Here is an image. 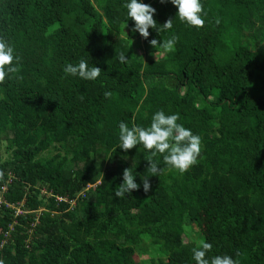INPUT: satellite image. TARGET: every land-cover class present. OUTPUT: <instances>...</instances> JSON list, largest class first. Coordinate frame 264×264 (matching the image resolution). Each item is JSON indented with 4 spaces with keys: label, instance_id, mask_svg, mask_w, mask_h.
I'll return each instance as SVG.
<instances>
[{
    "label": "trees",
    "instance_id": "1",
    "mask_svg": "<svg viewBox=\"0 0 264 264\" xmlns=\"http://www.w3.org/2000/svg\"><path fill=\"white\" fill-rule=\"evenodd\" d=\"M142 2L158 25L174 18L167 0ZM201 3L202 28L174 18L144 39L122 29L124 0H0V38L20 56L0 85L4 264H194L201 238L208 257L264 264V0ZM173 36V52L148 43ZM79 59L100 76L65 75ZM157 110L200 136L197 163L180 175L157 156L149 192L118 199L123 169L140 185L148 155L114 151L118 122L146 127Z\"/></svg>",
    "mask_w": 264,
    "mask_h": 264
},
{
    "label": "clouds",
    "instance_id": "2",
    "mask_svg": "<svg viewBox=\"0 0 264 264\" xmlns=\"http://www.w3.org/2000/svg\"><path fill=\"white\" fill-rule=\"evenodd\" d=\"M164 2L166 0H160V3ZM167 2L174 6V18L182 24L196 29L204 26L207 13L203 9L201 0H167ZM123 7L126 9V13L122 21V29L127 26V21L130 19L132 25L129 31L138 33L144 39L148 38L149 29H154L159 34L173 27L174 18L167 19L163 24L158 25L153 18L156 9L150 4L143 3L142 0H124ZM175 39V36L166 41L159 40V42L152 39L148 43L153 49L159 48L162 52L168 53L175 50ZM117 59L120 63H127L125 53H121ZM19 70L20 56L15 53L14 47L9 41L0 38V85H3L6 79H12V74L18 73ZM63 72L67 76L76 77L82 81H94L100 76L101 69L90 64L88 59H79L75 64H65ZM107 95L108 93H105V96ZM179 119L180 117L176 113L166 114L163 110H157L152 114L150 123L146 127L135 124L129 127L124 121L118 122V144L114 151L119 148L121 152L126 153L127 150L139 145L148 155L146 158L144 157L147 161L145 169L147 174L140 177L141 184L138 185L135 181V176L138 174L134 172L136 166H133L132 163L131 167L124 168L122 171L121 183L113 193L116 198H126V194L130 196L141 186L143 192H149L151 186L148 177H159L164 171L160 161L156 159L157 156L162 157L163 164L168 169L174 170L180 175L197 163L201 151V138L194 134L190 128L177 123ZM122 158L127 159V155ZM211 249L212 244L201 238L198 245L191 250L194 264H239L237 259L227 254L208 257L207 253ZM234 255L238 256L239 253ZM0 264H4V261L0 260Z\"/></svg>",
    "mask_w": 264,
    "mask_h": 264
},
{
    "label": "rangeland",
    "instance_id": "3",
    "mask_svg": "<svg viewBox=\"0 0 264 264\" xmlns=\"http://www.w3.org/2000/svg\"><path fill=\"white\" fill-rule=\"evenodd\" d=\"M51 195V194H50ZM55 197V199L57 200V201H61V200H64L65 199V197H62V196H59V195H55L54 196ZM15 208H16V211L18 212V213H23L24 212V210H23V208L20 206V205H17V206H15ZM42 209V208H41ZM40 209V210H41ZM149 257V255L147 254L146 256L144 255V256H142V258H148Z\"/></svg>",
    "mask_w": 264,
    "mask_h": 264
}]
</instances>
